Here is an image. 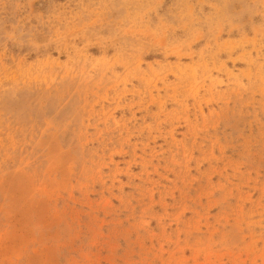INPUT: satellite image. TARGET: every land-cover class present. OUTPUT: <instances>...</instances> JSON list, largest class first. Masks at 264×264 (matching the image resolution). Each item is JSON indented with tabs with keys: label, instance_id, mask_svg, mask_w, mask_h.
<instances>
[{
	"label": "rangeland",
	"instance_id": "374dc122",
	"mask_svg": "<svg viewBox=\"0 0 264 264\" xmlns=\"http://www.w3.org/2000/svg\"><path fill=\"white\" fill-rule=\"evenodd\" d=\"M0 264H264V0H0Z\"/></svg>",
	"mask_w": 264,
	"mask_h": 264
}]
</instances>
